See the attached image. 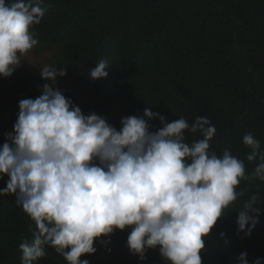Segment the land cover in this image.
I'll list each match as a JSON object with an SVG mask.
<instances>
[{"label":"trees","instance_id":"trees-1","mask_svg":"<svg viewBox=\"0 0 264 264\" xmlns=\"http://www.w3.org/2000/svg\"><path fill=\"white\" fill-rule=\"evenodd\" d=\"M45 2L52 6L30 29L38 39L35 50H51L59 69H66V75L58 76L64 81L63 94L83 114L103 115L118 130L121 117L143 116L145 108L167 122L184 117L191 123L207 116L216 128L209 151L221 156L229 149L244 161L249 178L236 188L244 194L203 237L202 264H237L245 251L250 264L264 258V180L253 175L264 161H248L252 149L243 143L244 135L252 133L264 152V0ZM100 60L108 61V76L92 79L89 71ZM45 83L41 73L22 67L0 77V146L13 131L19 101L41 95ZM149 123L152 131L163 126L158 118ZM202 138L185 130L189 144ZM8 178L0 179V188ZM253 194L259 198V223L245 237L237 231L236 220ZM30 225L35 228L14 194L0 196V264H21L19 244L31 239ZM130 231L115 229L98 238L97 251L81 259L90 264H170L160 246L148 249L143 261L132 254L127 246ZM45 252L34 264H68L54 248L46 246Z\"/></svg>","mask_w":264,"mask_h":264},{"label":"clouds","instance_id":"clouds-1","mask_svg":"<svg viewBox=\"0 0 264 264\" xmlns=\"http://www.w3.org/2000/svg\"><path fill=\"white\" fill-rule=\"evenodd\" d=\"M51 6L45 0H0V77H10L21 65L20 56L37 45L30 29ZM108 66L100 60L88 75L106 78ZM64 75V68L41 69L52 85ZM18 107L13 131L0 146V179L9 177L0 196L14 194L35 224L29 226L31 239L19 244L21 264L45 257L46 246L68 264H90L81 256L97 251L94 241L129 227L127 246L141 261L148 249L160 246L170 264H202L203 237L244 194L236 188L249 178L245 163L229 149L221 156L209 151L216 128L207 116L167 122L145 108L143 116L121 117L118 130L103 115L83 114L48 83L41 95L21 99ZM155 118L163 126L152 131L149 121ZM185 130L203 138L189 144ZM243 143L252 149L248 161H264L252 133L244 135ZM253 175L264 180V162ZM258 199L253 194L238 212L237 231L245 237L259 223ZM236 261L250 264L246 251ZM251 264H264V258Z\"/></svg>","mask_w":264,"mask_h":264},{"label":"rangeland","instance_id":"rangeland-1","mask_svg":"<svg viewBox=\"0 0 264 264\" xmlns=\"http://www.w3.org/2000/svg\"><path fill=\"white\" fill-rule=\"evenodd\" d=\"M20 59L22 61L20 67L27 68L33 72L41 73V69L45 67L56 66L57 69H59L58 63L54 59L51 50L36 51L35 47H33L26 54L21 55ZM46 82L50 84L51 86H53L54 88H59L63 91L64 81L60 80L58 77L54 85H52L51 81L46 80Z\"/></svg>","mask_w":264,"mask_h":264}]
</instances>
